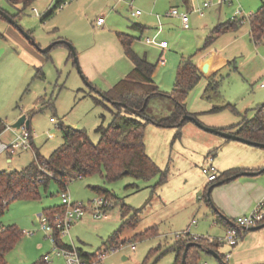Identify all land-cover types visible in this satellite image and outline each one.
Returning a JSON list of instances; mask_svg holds the SVG:
<instances>
[{"label": "rangeland", "instance_id": "obj_1", "mask_svg": "<svg viewBox=\"0 0 264 264\" xmlns=\"http://www.w3.org/2000/svg\"><path fill=\"white\" fill-rule=\"evenodd\" d=\"M55 2L33 0L27 6L23 3L15 6L8 0H0V9L22 31L28 32L39 47L66 40L73 45L79 63L78 67L67 43H56L43 52L18 26L0 14V120L7 127L1 138L9 140L13 136L11 124L22 114L30 119L34 133L33 147L15 153L12 163L6 162L4 153L1 168L20 170L34 162L36 151L48 157L63 144L67 126L85 130L97 142L98 127L110 125L114 119L112 111H118V107L145 122L148 116L137 115L109 101L99 91L112 86L108 78L116 75L113 71L126 72L131 68L119 33L139 36L142 32L134 24L150 26L144 35L155 38L154 43H146L142 36L135 49L147 54L155 65L152 77L164 93L149 101L148 113L152 119L145 122L144 142L149 156L167 170L168 181L156 187L160 174L149 179L124 175L107 180L97 173L70 182L67 192L73 201L86 205L87 210L60 239L76 249L96 252L109 243V237L126 218L141 209L137 211L139 222L125 227L120 235L122 240L129 241L116 250L112 248L103 263L172 264L175 254L163 250L193 220L197 222L190 224L191 234L219 236H215L219 232L215 209L207 196L206 186L212 182L203 168L210 165L209 151L213 150L216 160L221 148L214 146L216 141L226 138L202 129L191 119L177 127L161 126L158 120L172 112L174 101L168 93L174 87L180 61L193 54L202 78L188 95V112L194 113L197 121L214 127L218 126L213 123L228 125L254 116L255 108L264 103V87L260 86L264 82V37L257 42L251 39L249 17L264 0H213L203 15L198 12L202 0H120L117 8V0H70L63 8L55 6ZM173 8L188 12L189 27H184L180 16L169 13ZM52 9L53 13L45 18ZM135 9H140L142 14L132 16L130 12ZM100 16L105 18L102 26L97 24ZM234 16L242 21L239 30L214 34L219 18L228 21ZM163 40L168 44L165 50ZM212 53V57L204 60ZM211 81L218 82L216 90H206ZM228 102L233 107L215 110ZM215 162L212 164L216 167ZM258 176H264V171ZM95 185L113 195L110 197L115 205L108 209L107 217L98 218L93 213L94 201L103 195L91 187ZM217 186L210 195L213 203ZM61 190L52 179L47 190L40 188L39 198L9 203L0 221L5 225L15 224L25 233L5 255L7 264H35L43 260V255L60 250L52 233L42 228L39 218L45 209L61 204ZM153 225H158L161 234L168 232L167 236H139ZM132 243L136 245L134 249ZM205 261L219 262L202 251L200 264ZM234 261L232 258L228 264ZM46 264L67 262L63 255L53 254Z\"/></svg>", "mask_w": 264, "mask_h": 264}, {"label": "trees", "instance_id": "obj_2", "mask_svg": "<svg viewBox=\"0 0 264 264\" xmlns=\"http://www.w3.org/2000/svg\"><path fill=\"white\" fill-rule=\"evenodd\" d=\"M8 1L13 3V5L23 3L24 6H27L33 0ZM55 6L58 7L59 5L56 4ZM54 9L45 18L50 16ZM249 21L251 38L257 42L264 37V4L250 15ZM134 25L140 26V24ZM240 25L241 19H231L219 23L214 28V34L218 36L230 30H237ZM119 37L124 52L133 62V68L116 85L104 93L112 101L125 102L128 107L139 110L140 113L137 115L148 116L146 121H150L152 116L148 113L149 101L152 97L159 95L160 92L164 93L156 85L152 77L155 65L150 63L146 56H140L135 52L133 48L134 36L120 32ZM210 37L211 39L213 38V36ZM72 56L74 57L73 53ZM201 78L202 73L195 64L193 55L183 57L177 70L174 87L168 93L174 101V108L168 116L158 120L159 125L177 127L184 124H179V120L185 113L195 116L194 113L188 112L186 100L190 91L198 84ZM217 88L218 82L211 81L206 90H216ZM146 99L148 100L146 101ZM223 107H233V104L228 102L215 110ZM112 112L114 114L112 123L108 126L101 124L98 127L100 139L97 142L92 141L85 130L73 129L67 126L68 132L64 133L63 144L48 157H43L36 151L34 162L20 170L9 171L0 168V216L8 208L9 203L16 199L29 200L39 198L41 196L40 188L44 187V190H47L52 179L58 183L60 189H66L70 182L97 173L103 175L107 180H116L124 175L149 179L160 174L156 187L164 184L168 180L167 170L162 169L149 156L146 150L144 142L146 121L138 120L133 117L132 113L123 110L121 107H118V111ZM220 128L251 140L264 142V103L255 108V114L251 118H244L238 123ZM4 129L5 125H2L0 120V132ZM213 154L211 152L208 156H213ZM237 172V170L232 169L224 171L211 182L221 180ZM212 184L207 185V192ZM91 187L99 194L113 196L110 191L101 186L95 185ZM123 205L125 204L123 203ZM64 209L65 206L60 204L45 209L43 213L52 216L57 211ZM138 210L140 211L141 209H136L132 216L125 219L120 228L109 237V243H106L107 245L104 244V248L120 247L121 244L129 241L127 239L122 240L120 235L125 227L133 226L139 222ZM215 213L218 220L228 222L231 225L230 220L223 218L217 211ZM126 215L124 211V216L126 217ZM157 233L158 226L153 225L145 229L139 236L147 237ZM23 235L24 231L15 224L5 225L4 230L0 231V264H7L5 255L15 247ZM175 240L173 244L166 246L163 250L164 253H175V259L172 264H200L202 250L196 245L190 246L186 262H182L186 244L194 240L186 238H175ZM196 242H200L210 248L212 241L202 238ZM214 242L217 243L216 241ZM57 243L60 246L71 247V245L61 241L59 233H57ZM78 251L82 257L87 259L95 256L94 253H87L81 249H78ZM35 264H46V262L40 260ZM219 264L222 263L219 262Z\"/></svg>", "mask_w": 264, "mask_h": 264}, {"label": "crops", "instance_id": "obj_3", "mask_svg": "<svg viewBox=\"0 0 264 264\" xmlns=\"http://www.w3.org/2000/svg\"><path fill=\"white\" fill-rule=\"evenodd\" d=\"M119 1L120 0H117L116 8L118 7ZM202 2H203V0H202ZM18 4H21V3H17V4H15V6ZM201 5H202V3H201ZM63 7H59V8H63ZM130 14H131V12H130ZM171 15H173V14H171ZM222 22H226V21H222L219 18L218 22L215 24V26L218 25L219 23H222ZM104 24H105V22L102 25H104ZM102 25H100V26H102ZM134 26H135V28L139 29L143 34L141 33L139 36H135V35L128 33V34L135 37L134 41H133V48L137 54H139L140 56H146V58H147V54H140L139 52L136 51L135 43L142 36H144L143 38H144L145 42L149 43V44H152L154 42H148L147 39L150 38V39L154 40L155 38L150 37L149 35H144V33L148 32L150 26L143 25V24H140V26H136V25H134ZM239 28L237 30H239ZM249 35H250V21H249ZM154 36H156V35H154ZM250 37H251V35H250ZM163 41H165V40H163ZM167 47H168V44H167V46L163 47V50H165V48H167ZM204 52L201 54L204 55L205 54ZM125 55H126V53H125ZM194 55L195 54H193V58H194ZM212 56H213V53L206 56L204 58V60H206ZM126 57L130 60V58L127 55H126ZM147 60L149 61L148 58H147ZM130 62L132 63L131 68H129V70H127L126 72H123V70L118 69V70L113 71L114 73H116V75H114L113 77H111V75H110L109 76L110 78L107 77L109 82L112 83V86L116 85L123 77H125L132 70L133 62L131 60H130ZM149 62L152 63L151 61H149ZM111 87H109L108 89L107 88L104 89L103 92L108 91ZM231 124H234V123H231ZM231 124L227 125L224 123H222V124L213 123V125H216L218 127H227ZM245 144L246 143L236 141V140H230V139H219L216 141V145H214V146L221 147V148L219 150V153L216 155V160H215L214 156H212V155L211 156H212L214 162L216 161L215 164H217L216 167L219 170L218 171L219 175H221L222 172L227 171V170H231V169L237 170L238 172H240L243 170H259L262 167H264V148L257 147V146L252 147L253 145H250V144L245 145ZM33 145H34V133L32 136V147H33ZM217 147H215V148H217ZM22 150H26V149H22ZM212 151L213 150H211L209 152H212ZM13 157H14L13 155L6 154V162L12 163ZM0 168H1V159H0ZM217 181H219V180H216L212 183H215ZM216 188L217 189L214 193V205L228 218V221L229 220L231 221L232 219H234L235 217H237L239 215H243V214L248 213L252 209L254 204L262 197V195L264 194V176H258V174H256V175H240L238 177H235L233 179H230V180L220 184ZM214 216L216 218L215 221L218 224L217 226H219V232L215 236L222 235V234H224L226 228L230 224L228 222L218 220L217 214H215ZM157 234L158 235H155V236H158L159 238L161 236L166 237L168 232L161 234L159 229H158ZM210 244H209L210 245L209 247L214 249L215 251H217L222 256V258L227 262H228V260L234 258V260H235L234 264H264V226L261 228L255 229V230H251L248 228L245 229L240 243L235 247V249L232 250V255L229 258H225V253L227 252V250L230 249V247L227 244H218L215 242L213 243V241ZM98 248H100V247H98ZM94 252H87V253H94ZM206 253H208V252H206ZM208 254H210V253H208ZM210 255H212V254H210ZM126 258H127V256H124V259H126ZM217 264H219V262Z\"/></svg>", "mask_w": 264, "mask_h": 264}, {"label": "built area", "instance_id": "obj_4", "mask_svg": "<svg viewBox=\"0 0 264 264\" xmlns=\"http://www.w3.org/2000/svg\"><path fill=\"white\" fill-rule=\"evenodd\" d=\"M70 0H56V4L59 7H63L66 5ZM213 4V0H203L202 5L198 7V12L200 15L204 14V10L209 8ZM240 11H237V14ZM170 14L180 16L185 28L189 27V15L188 12L179 11L177 8H173ZM141 14L140 9H135L131 11L132 16H138ZM233 19H237L236 16ZM105 22V18L100 16L97 19V24L102 25ZM148 42H154L153 39L148 38ZM162 46H167V42L163 41ZM261 87H264V82L260 83ZM54 119V118H53ZM7 128V127H6ZM6 128L3 130L5 131ZM13 129V136L9 140H5L1 138L3 133L0 132V159L1 156L6 153L8 155H14L19 150L28 149L32 147V136L33 132L30 128L26 127L25 124L21 126L20 129L16 130ZM210 165L203 168V172L208 175L209 181H213L217 178L218 169L212 164L213 158L212 156L209 157ZM61 195V205L65 206V209L62 211H57L52 216H48L47 214L41 213L40 214V222L42 224V228L47 231L51 232V236L53 237L55 245H57L60 250L54 251L52 253H47L43 255V260L48 262L51 260L53 254L58 256H64L66 258L67 264H104L103 259L105 255L111 249L116 250L119 247H111V248H101L94 252V257L91 259L84 258L80 255L78 249L74 248L73 246H60L57 243V233H59V238L61 234H66L69 232V229L72 225V222L75 219H81L85 214L87 207L80 201H73L70 194L67 192L66 189H62L60 192ZM113 198L109 195H101L94 201L93 213L95 217H107V211L115 204L112 200ZM196 223V220L192 221ZM192 222L190 224H192ZM264 223V194L262 197L254 204L252 209L243 215H239L231 220V225L228 226L224 232V234L219 235L214 238H207L201 237L196 234H191L189 226L185 230H181L177 232L175 238H186L188 240H208V241H216L218 244H227L230 249L225 253V258H229L232 255V250L239 244L244 230L252 227L257 226ZM5 224L0 221V231L4 230ZM25 233V232H24ZM135 244L132 243L131 248H135ZM203 264H209L205 261Z\"/></svg>", "mask_w": 264, "mask_h": 264}, {"label": "water", "instance_id": "obj_5", "mask_svg": "<svg viewBox=\"0 0 264 264\" xmlns=\"http://www.w3.org/2000/svg\"><path fill=\"white\" fill-rule=\"evenodd\" d=\"M0 14L3 15L4 17H6L11 23H14L16 26L17 23L14 21V19L12 17H10L6 12H4L3 10L0 9ZM19 27V26H18ZM19 29L22 31V29L19 27ZM24 33V35L35 45H37L33 39V37L28 33V32H25V31H22ZM59 42H64V43H67L71 49H72V53L74 54V59H75V62L77 63V66L79 67V63H78V58L76 57V53H75V49L73 47V45L66 41V40H59V41H54L53 43H50L49 45H47L46 47H39L38 45V48L43 51V52H47L49 51L56 43H59ZM101 95L105 98H107L109 101H112L109 97H107L105 95L104 92H101ZM148 99H146L147 101ZM113 103L115 104H118V105H122L124 107H128L127 104L125 102H121V101H112ZM128 109L133 112V113H136V114H139V110L135 109V108H132V107H128ZM186 119H191L193 121H196L197 124L204 130L206 131H209V132H212V133H215V134H218L226 139H230V140H236V141H240V142H243V143H246V144H250V145H253V146H257V147H262L264 148V142H260V141H255V140H251V139H248V138H245L243 136H240L239 134L237 133H234V132H231V131H228L226 129H222L220 127H214V126H209V125H206L204 123H201L199 121H197V119L193 116V115H190L188 113H185L179 120V124L183 123ZM25 124L26 127L30 128V119L27 117L26 114H22L20 115L12 124H11V127L14 128V129H20L21 126ZM66 132H68V129H66ZM264 170V167H262L261 169L259 170H243V171H240L238 173H235V174H232L230 176H227L215 183H213L212 185H210L209 189H208V192H207V196L209 198V201L211 202L213 208L215 209V211H217V213H219L223 218L227 219L228 218L214 205V203L211 201V191L212 189L217 186V185H220L230 179H233L235 177H238L240 175H256V174H259L261 172H263ZM264 226V223L263 224H260V225H257V226H252V227H249L248 229H251V230H255V229H258V228H261ZM198 246L202 251L204 252H208L210 254H212L215 258L218 259L219 262H221L222 264H228L227 261H225L222 256L217 252L215 251L214 249L212 248H208L206 246H204L202 243L200 242H196V241H189L186 246H185V249H184V252H183V256H182V262L185 263L186 262V258H187V253H188V250L190 248V246Z\"/></svg>", "mask_w": 264, "mask_h": 264}]
</instances>
